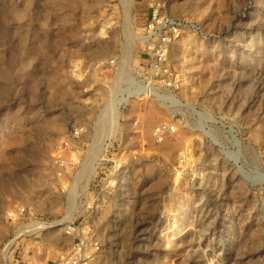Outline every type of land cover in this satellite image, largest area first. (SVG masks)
Returning <instances> with one entry per match:
<instances>
[{"label":"rangeland","instance_id":"374dc122","mask_svg":"<svg viewBox=\"0 0 264 264\" xmlns=\"http://www.w3.org/2000/svg\"><path fill=\"white\" fill-rule=\"evenodd\" d=\"M153 13L183 26L174 89L136 94L102 126L106 63L140 68ZM79 122L90 132L70 159L96 181L83 191L52 163ZM158 123L175 133L155 141ZM63 187L83 192L84 218L62 221L94 235L93 264H264V0H0V264H56L71 242L50 229ZM15 206L44 227L6 221Z\"/></svg>","mask_w":264,"mask_h":264},{"label":"built area","instance_id":"2783aa9c","mask_svg":"<svg viewBox=\"0 0 264 264\" xmlns=\"http://www.w3.org/2000/svg\"><path fill=\"white\" fill-rule=\"evenodd\" d=\"M182 27L179 19H172L165 15L159 16L154 13L149 16L139 34L140 43L143 45L140 52V68H133L124 73V66L116 63L114 59H109L106 63V67H110L113 71L114 79L110 86L109 99L104 101L101 110L109 111V115H113L118 112L119 108H124L125 105L122 106L124 102H127L129 98H133L138 93L143 94L147 98H157L162 92L171 93L170 91L174 89L176 83V73L169 57L170 47L181 36ZM81 103L84 105L91 104L87 99L81 101ZM94 118H96L95 122H93L95 125L98 123V115ZM136 122V120L133 121L134 126H136ZM96 127L92 129L93 139L98 138ZM89 132V125L84 122L76 123L65 135L61 145L52 154V163L57 171V176L62 177L68 170H72L74 173L72 184L81 185L80 190L83 183L87 182L86 184L89 187L96 182L94 178L91 179L92 174L86 175L88 177L86 179V176H82L80 171L90 168L92 173L94 168L93 165L90 166V163H88L89 160L77 163L75 158L70 159V157L80 155L82 149L81 141ZM173 132L174 127L169 123H158L152 130V137L155 141H160L165 137H169ZM96 147L92 143L84 150V153L90 156V154L95 152ZM88 165L90 167L86 168ZM61 191L65 195L68 194L65 208L66 212L71 215L70 217H65L64 215L61 220L51 221L50 229L62 230L63 234L71 239V242L67 248L58 254L56 264H93L99 250V245L94 235H89L88 231L85 233L81 232V228L73 227L74 223L72 222L65 223L62 221L64 219H72L75 214H77V218H84L83 215H79L76 212V205L81 200L80 193L83 192L77 191L78 193L74 196L65 187ZM90 201L92 202L87 201L86 208L91 211V205L97 203V199H91ZM5 219L11 224L27 222L29 226H24L29 228L26 229L29 231L35 230L31 224L39 222L36 221L35 214L31 213L26 206L13 207L7 211Z\"/></svg>","mask_w":264,"mask_h":264},{"label":"bare ground","instance_id":"6f19581e","mask_svg":"<svg viewBox=\"0 0 264 264\" xmlns=\"http://www.w3.org/2000/svg\"><path fill=\"white\" fill-rule=\"evenodd\" d=\"M127 2H128V0H126ZM125 3V2H124ZM123 5V4H122ZM128 9H129V7H127ZM126 8V9H127ZM123 9V8H122ZM130 12V11H129ZM126 14V13H125ZM125 14H124V16H125ZM127 16V15H126ZM129 16V15H128ZM128 20V19H127ZM126 20V22H128ZM128 24V23H127ZM128 28H130V27H128ZM133 33V32H132ZM130 36V35H129ZM135 37V36H134ZM132 38V37H131ZM130 38V39H131ZM138 39H139V37H138ZM132 40V39H131ZM131 44V43H130ZM128 49L126 50V54H125V58L127 59V62H128V59H130V54H131V49H130V46L128 45V47H127ZM124 59V58H123ZM123 61V60H122ZM125 62V61H124ZM126 63V62H125ZM129 63V62H128ZM126 66V65H125ZM128 66V65H127ZM127 68V67H126ZM111 115H109V111H102V114H100V116H99V119H101V121H103L102 122V126H104V124L105 123H107V126L109 125V127L108 128H110L111 126H112V124H111V121H110V119H111ZM109 132H111V130L109 131ZM175 133V132H174ZM112 135V134H111ZM89 156V155H88ZM86 159H88L87 157H86ZM92 160H90V162H91ZM91 166V165H90ZM88 173V172H87ZM75 185V184H74ZM75 186H77V185H75ZM73 195V194H72ZM70 215L71 214H68L67 212H66V214H65V217H70ZM42 223V222H41ZM41 223H39V222H35V224H31V226L33 227V229H35L36 231H38V230H40L41 228H42V226L43 225H41ZM44 227V226H43ZM26 229V228H25ZM24 229V230H25ZM35 232V231H34ZM62 232V231H61Z\"/></svg>","mask_w":264,"mask_h":264}]
</instances>
